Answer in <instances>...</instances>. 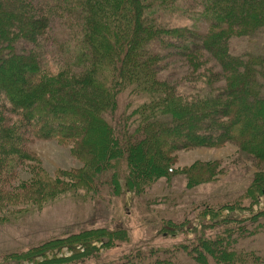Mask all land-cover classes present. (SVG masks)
I'll use <instances>...</instances> for the list:
<instances>
[{"label": "trees", "instance_id": "trees-1", "mask_svg": "<svg viewBox=\"0 0 264 264\" xmlns=\"http://www.w3.org/2000/svg\"><path fill=\"white\" fill-rule=\"evenodd\" d=\"M42 1L66 12L67 16L58 20L59 25L66 27L59 36L78 50L74 65L77 71L50 74L41 70L37 50L46 49L45 24L51 10L44 17L26 0H0V28L6 31L0 29V44L7 43L5 49L9 50L0 55V64L6 58L20 61L14 68L4 67L7 62L0 65V91L9 101L8 106L2 104L4 95L0 94V163H6L9 157L28 158V148L20 145V135L16 136L3 122L5 111L20 118V129L71 146L74 155L80 150L86 154L81 157L86 162L81 169L57 170L54 176L43 175L44 180L36 177L32 189L35 193L43 191L53 199L66 188L76 191L85 187L86 194H96L101 185L110 184L113 194H122L125 188L139 195L143 188L177 174L167 161L174 159V151L191 147H220L232 142L248 157L264 159V54H235L231 49L234 40L246 38L263 39L264 46V0ZM175 14L187 17L192 24H172L171 16ZM196 22L201 25L196 26ZM19 25L26 29V43L33 45L22 64L23 59L11 54L14 47L9 43L18 40L12 34ZM172 47L176 48L171 50ZM210 58L220 71L206 65ZM169 59L190 66L195 74L193 87L179 88L165 74ZM174 74L182 72L176 70ZM222 76L226 83L221 81ZM125 91L145 102L132 110L127 121L122 112L121 117L116 114L114 128L108 118L120 111L118 98ZM129 108L130 105L126 110ZM185 121L189 122L186 128ZM90 134L99 138L97 147L89 140ZM145 153L150 161L143 168ZM206 167L209 165L200 163L183 169L185 187L191 189L196 178L204 180ZM260 175L256 173L246 191L254 202L264 194V173ZM262 214H253V219ZM213 221L220 224L221 219L214 216ZM171 224L178 226L173 221ZM167 225L163 229L173 226ZM102 229H92L96 231L85 239L81 234L92 230H82L58 242L70 249V257L48 258L46 250L52 246L48 243L14 255V260L17 264L23 260L34 263L35 257L41 259L38 264L84 262L85 257L98 251L92 240L108 245L129 236L124 227L109 229L106 234ZM227 237L231 235L220 238ZM219 242L200 237L193 249L195 253L187 254L190 258L197 255L203 264L208 262V255L219 263L235 264L239 254L220 249ZM140 251L128 257L133 264H173L176 260L171 249L167 255L152 252L155 256L148 257ZM129 260L111 264H130Z\"/></svg>", "mask_w": 264, "mask_h": 264}, {"label": "rangeland", "instance_id": "rangeland-1", "mask_svg": "<svg viewBox=\"0 0 264 264\" xmlns=\"http://www.w3.org/2000/svg\"><path fill=\"white\" fill-rule=\"evenodd\" d=\"M26 2L27 5L43 12L44 17L48 14V10H51L49 22L45 24L44 38L48 41L46 49L43 52L37 50L41 70L50 74H58L67 69L77 71L74 65L78 62L76 59L78 50L69 47L71 44H66L63 37L59 36V32L66 30V27L59 25L58 20L67 16L66 12L52 8V4L46 6L42 0H26ZM171 17H173L172 24H192L187 17L177 14ZM73 18L78 17L73 16ZM201 23H203L202 20ZM195 25L201 24L196 22ZM15 28L16 34L13 30V34L9 35L12 34V38H18L17 41L13 39L9 42L14 47L11 54L21 59L25 56L29 58L30 48H33V45L26 43L24 36L26 29L20 25ZM0 29L6 32L5 29ZM6 45L7 43L0 44V55L3 52L8 53L9 50L5 49ZM24 46L27 47L26 50ZM175 48L172 47L171 50ZM231 49L235 54H250L255 51L264 54L263 39L234 40ZM1 59L0 56V61ZM23 61L24 59L21 64ZM214 61L210 58L206 65L215 66L217 71H220ZM5 62H7L4 66L6 68H14L20 64L17 58H6L1 64ZM168 63L169 71L165 74L172 77L173 83H178L179 88L193 87L192 81L195 79V74L189 65L173 59H169ZM176 70L182 72V75L174 74ZM220 78L226 83L224 76ZM0 94H3L7 100L3 98L1 103L8 106L9 101L5 93L0 91ZM118 99L120 111L108 118L109 121L112 119L113 127L116 114L121 117L122 112L127 121L132 110L145 102L137 95H130L129 91L122 93ZM128 105L130 108L126 110ZM15 115L11 111H5L3 122L7 129L14 130L16 136L20 135V145L27 146L28 158L17 160L15 157L13 159L9 157L6 163H0L2 170L0 214L5 215L0 216V264H17L14 255L43 247L48 243H52V246L46 250L48 258L70 257V249L58 243L62 239L80 234L78 232L82 230L98 228H103L102 233L106 234L109 229L116 227L128 229L127 240H125L126 237L117 239L108 245H103L107 242L99 243V240H92L91 244L97 247L98 251L85 257L84 262L78 260L70 264L121 263L126 257L124 262L127 263L130 259L128 257L140 249L146 257L155 256L152 252H157L160 256L167 255L168 250L171 249L176 258L173 264H203L196 258L197 255L190 258L187 254V252L195 253L193 249L198 245L196 242L200 237L218 239L221 242L220 249L236 251L239 255L235 264H264V214L258 219H253L256 213L264 212V194H260L256 202L246 196L247 188L256 173L261 175L264 173V159L248 157L242 153L237 144L232 142L220 147H191L174 151L171 155L174 159L167 161L177 174L167 179H160L150 188H143V192L139 195L125 188L122 194H113L112 185L103 184L96 194H86L85 187H78L76 191H69L66 188L58 192L57 197L50 199L47 198L48 193L43 191L35 193L32 190L35 189L33 186H35L36 177L44 180L43 175L54 176L57 170L81 169L86 162L81 157L85 158L86 154L79 150L78 154L74 155L71 146H63L66 145L63 143L59 145L54 139L38 138L27 130L20 129V118ZM131 119L128 120L129 125H131ZM188 123L185 121V128ZM0 125H2L1 122ZM94 136L90 134L89 140L94 141L97 147L96 138L98 137ZM145 156L143 168L145 163L150 161L147 160L146 153ZM200 163L209 165L206 167L205 179L199 181L196 178L194 184L190 185L191 189L186 188V175L182 170ZM120 180L124 185L125 180L123 178ZM231 204L233 208H223ZM214 216L221 219L220 224L214 223ZM241 220L244 221L237 222ZM171 221L178 226L175 227ZM164 224L173 226L163 229ZM95 231L85 232L81 234V237L85 239ZM227 235H231V238H220ZM76 248L83 250L79 245ZM33 260L36 261L31 263V261L23 260L22 264H38L41 261L40 257H35ZM129 261L133 264L132 260ZM206 264L224 263H219L208 255Z\"/></svg>", "mask_w": 264, "mask_h": 264}]
</instances>
